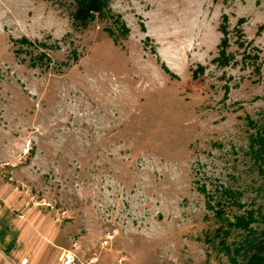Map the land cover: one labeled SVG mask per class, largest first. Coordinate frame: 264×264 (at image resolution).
I'll use <instances>...</instances> for the list:
<instances>
[{"label": "rangeland", "instance_id": "1", "mask_svg": "<svg viewBox=\"0 0 264 264\" xmlns=\"http://www.w3.org/2000/svg\"><path fill=\"white\" fill-rule=\"evenodd\" d=\"M75 1L0 0V264H228L205 193L264 211V0Z\"/></svg>", "mask_w": 264, "mask_h": 264}, {"label": "trees", "instance_id": "2", "mask_svg": "<svg viewBox=\"0 0 264 264\" xmlns=\"http://www.w3.org/2000/svg\"><path fill=\"white\" fill-rule=\"evenodd\" d=\"M75 2L73 18L80 24L91 21L96 15L102 16L108 12V0H76ZM118 31L124 33V26H119ZM107 32L113 36L111 29ZM223 34L226 35L224 27ZM226 46L227 40L225 38L220 44V58L217 59L222 65H225L228 60L224 51ZM255 69L258 71V68ZM194 74H198V72ZM248 125L254 130L249 136L248 154L258 173L263 174L264 113L260 122L250 121ZM218 191L217 194L221 199L217 201H215L217 197H214L212 193H205L207 208L215 210L214 217L221 222V225L214 231V238L218 239V251L227 259L228 264H264V211L260 209L245 210L243 213L232 215L229 218L224 211L225 205L230 204L239 209L244 208V205L240 203V193L227 187H221ZM212 202L213 205H211ZM232 232H237L239 237L227 244L226 240Z\"/></svg>", "mask_w": 264, "mask_h": 264}, {"label": "built area", "instance_id": "3", "mask_svg": "<svg viewBox=\"0 0 264 264\" xmlns=\"http://www.w3.org/2000/svg\"><path fill=\"white\" fill-rule=\"evenodd\" d=\"M29 147H30V141H28L26 143V149L27 150L29 149ZM9 180L12 181L11 178H9ZM23 193L26 196V201H25V205L26 206H31V207L39 206V203L36 200V198L28 190H24ZM101 246L104 247V248L107 247L108 246V240H104L103 242H101ZM25 263H26V261H25Z\"/></svg>", "mask_w": 264, "mask_h": 264}, {"label": "crops", "instance_id": "4", "mask_svg": "<svg viewBox=\"0 0 264 264\" xmlns=\"http://www.w3.org/2000/svg\"><path fill=\"white\" fill-rule=\"evenodd\" d=\"M3 239H4V233L2 231H0V240L2 241ZM10 249H11V246H10V248L8 246L7 250H10Z\"/></svg>", "mask_w": 264, "mask_h": 264}]
</instances>
